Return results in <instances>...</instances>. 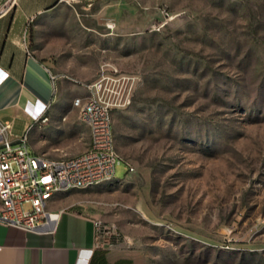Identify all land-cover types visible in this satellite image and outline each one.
Listing matches in <instances>:
<instances>
[{
	"label": "rangeland",
	"instance_id": "374dc122",
	"mask_svg": "<svg viewBox=\"0 0 264 264\" xmlns=\"http://www.w3.org/2000/svg\"><path fill=\"white\" fill-rule=\"evenodd\" d=\"M77 5L54 56L64 114L25 132L47 157L81 154L75 85L103 81L124 161L54 202L115 224L138 264H264V0Z\"/></svg>",
	"mask_w": 264,
	"mask_h": 264
},
{
	"label": "crops",
	"instance_id": "0c3cea01",
	"mask_svg": "<svg viewBox=\"0 0 264 264\" xmlns=\"http://www.w3.org/2000/svg\"><path fill=\"white\" fill-rule=\"evenodd\" d=\"M84 1L87 0H15L10 5V0H0V77L8 74L0 82V125L10 126L11 139L17 140L26 133L33 122L31 114L42 105L49 106L47 123L57 124L64 114L57 99L60 89H65L68 83L60 76L56 83L51 78L53 73L63 70L54 60L59 42L57 32L62 35L61 30L68 26L64 15L77 14V4L84 5ZM27 33L30 53L25 47ZM75 88L77 96L87 92L79 85ZM73 110L68 107L65 113ZM18 127L21 132L16 133ZM61 130L70 132L71 125ZM51 149L63 153L69 146L53 145ZM32 151L46 154L39 149ZM51 210L64 209L55 201ZM96 219L65 210L52 233H27L0 223V264H91L93 259L94 264H138L136 256L120 246L111 249L97 246ZM96 251H103L104 256L95 258Z\"/></svg>",
	"mask_w": 264,
	"mask_h": 264
},
{
	"label": "built area",
	"instance_id": "2783aa9c",
	"mask_svg": "<svg viewBox=\"0 0 264 264\" xmlns=\"http://www.w3.org/2000/svg\"><path fill=\"white\" fill-rule=\"evenodd\" d=\"M10 2L12 5L15 0ZM28 37L27 33L25 47L30 53ZM7 76L3 73L0 82ZM51 78L56 83L58 76ZM105 87L103 81L88 85V95L74 99L73 105L80 109L81 119L90 131L86 150L77 156L65 154L53 159L35 154L28 132L13 140L8 136L10 126L0 125V223L27 233H52L65 211L51 210L58 194L117 180V167L124 160L117 150L111 105L100 96ZM48 108H37L31 114L33 122L47 123ZM95 231L100 248L111 249L124 241L113 223L96 219Z\"/></svg>",
	"mask_w": 264,
	"mask_h": 264
},
{
	"label": "trees",
	"instance_id": "16d2710c",
	"mask_svg": "<svg viewBox=\"0 0 264 264\" xmlns=\"http://www.w3.org/2000/svg\"><path fill=\"white\" fill-rule=\"evenodd\" d=\"M91 3H92V1H88V0L84 1L85 5H88V4H91ZM103 256H104V252L103 251H96L95 252V258L97 257V258L101 259ZM91 264H94V259H93V262ZM118 264H124V263L121 262V263H118Z\"/></svg>",
	"mask_w": 264,
	"mask_h": 264
}]
</instances>
